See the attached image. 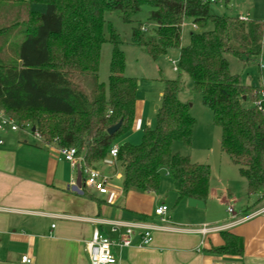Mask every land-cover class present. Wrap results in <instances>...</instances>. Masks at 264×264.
<instances>
[{
	"label": "trees",
	"instance_id": "16d2710c",
	"mask_svg": "<svg viewBox=\"0 0 264 264\" xmlns=\"http://www.w3.org/2000/svg\"><path fill=\"white\" fill-rule=\"evenodd\" d=\"M213 6L203 0H0V110L20 127H34L46 143L75 147L83 168L105 159L115 138L130 132L136 118L137 79L125 74L124 41L108 19L116 13L131 26V42L153 59L180 50L178 72L189 75L212 111L222 150L239 166L248 195H255L264 189V111L255 104L259 88L233 74L226 55L258 61L264 23L217 13ZM144 9L149 27L137 17ZM188 19L197 29L182 46ZM106 41L113 45L108 90L98 74ZM164 83L155 126L145 128L139 143L118 146L123 188L158 192L165 168L177 202L206 201L210 165L173 152L175 141L192 146L196 120L189 103L179 98L180 81ZM119 121L121 127L108 134ZM220 232L224 242L213 250L242 256V239Z\"/></svg>",
	"mask_w": 264,
	"mask_h": 264
},
{
	"label": "crops",
	"instance_id": "0c3cea01",
	"mask_svg": "<svg viewBox=\"0 0 264 264\" xmlns=\"http://www.w3.org/2000/svg\"><path fill=\"white\" fill-rule=\"evenodd\" d=\"M237 5V16L264 23V0H241ZM231 7L235 8L233 4ZM260 60L264 62V40L258 61L241 62L251 74H258L246 83L241 75L243 83L264 87ZM250 62L256 64V70ZM33 132L32 127L16 131L6 127L0 132V264H89L87 244L94 230L114 240L124 232L123 227L114 231L113 222H144L155 228L149 245H142L136 233L131 246L114 247L119 264H264V215L227 229L242 239V256L213 250L224 242L221 232L203 236L194 231L203 224L234 221L228 212L235 198L230 188L218 190L210 183L204 208L191 207L188 199L182 200L185 215H171L168 210L163 222L155 209L167 205L165 194L160 189L152 193L126 192L124 169L117 159L108 155L92 166L108 176L106 193L84 186L83 193H78L71 189L78 169L59 159L56 143H46ZM252 197L250 203L240 206L238 216L264 206V189ZM26 255L31 263L22 261Z\"/></svg>",
	"mask_w": 264,
	"mask_h": 264
},
{
	"label": "rangeland",
	"instance_id": "374dc122",
	"mask_svg": "<svg viewBox=\"0 0 264 264\" xmlns=\"http://www.w3.org/2000/svg\"><path fill=\"white\" fill-rule=\"evenodd\" d=\"M241 0H231L228 8H220L214 5L213 9L217 13H227L237 16L239 11L237 2ZM231 4L235 8L231 7ZM227 7V6H226ZM237 7V8H236ZM11 14V12H10ZM252 15V14H251ZM148 11L144 9L137 17L148 27L150 23L147 19ZM108 19L112 22L113 27L120 33L123 44L122 50L125 53L126 67L125 74L129 77L137 79V109L136 118L132 130L128 133L119 135L115 138V144L124 142L139 143L142 140L145 128L154 127L156 124L157 106L161 104V96L166 79H177L181 84L179 98L189 103L190 113L195 118L196 124L194 128L193 144L186 147L180 141L173 143V152L184 156H189L191 161L208 164L211 167L210 183L217 187L218 190H231V197H235L229 206L236 212L239 211L241 205H247L254 198L247 193V180L242 176L239 166L234 164L230 157L221 148V128L214 124L212 111L203 104L201 95L193 88V82L188 74L175 70L174 62L178 66L180 50L178 48L169 49V51L161 55L158 59H153L140 46L133 44L131 38V26L123 22L118 14L109 15ZM197 28L193 25L191 19H188L182 28V46L189 42L191 31ZM107 39L109 38L108 29L105 30ZM113 45L106 41L102 45L101 59L99 65V80L109 89V75L112 58ZM226 57L230 62L231 72L240 74L244 77V82L249 77L257 78L258 74H251L249 67L242 66V60L227 54ZM251 68L256 70L255 63L250 62ZM242 67V68H241ZM246 83V82H245ZM247 105L249 102L244 101ZM139 110L142 116L139 115ZM142 119V122H141ZM160 190L165 194V203L169 206L170 214L178 213L183 216V202H177L171 177L165 168L161 170ZM242 180V181H241ZM251 197V198H250ZM212 205V203H211ZM215 207V206H214ZM230 215V213H229Z\"/></svg>",
	"mask_w": 264,
	"mask_h": 264
},
{
	"label": "built area",
	"instance_id": "2783aa9c",
	"mask_svg": "<svg viewBox=\"0 0 264 264\" xmlns=\"http://www.w3.org/2000/svg\"><path fill=\"white\" fill-rule=\"evenodd\" d=\"M209 1L213 5H218L220 8H225L227 1L229 0H203ZM240 19L247 21L249 20L247 16H239ZM196 28L197 26L193 24ZM143 30H146L143 27ZM175 70H177L176 62H174ZM260 67L264 68V62L260 60ZM258 99L255 101V104L259 107L261 111H264V87H260L257 90ZM8 127L13 131L19 130L24 127H31L29 124H26L24 127H20L16 121L8 116L4 111L0 110V132L4 131ZM34 135L42 139V136L39 132L34 130ZM3 143V140L0 139V144ZM58 157L68 161L74 169H81L83 176V186L86 188H92L97 190L99 193H106L107 185L109 182L108 176L102 174L99 170L92 167H82V157L78 156L77 149L73 146H58ZM111 157L117 159L118 155V146L113 145L110 149ZM168 206L163 204L159 205L155 209V214L161 218V221L165 222L167 220ZM228 212L233 218V222L216 225V224H203L195 228L194 231L201 233L203 236L213 233L227 230L234 223H239L246 221L248 219L257 217L259 215H264V206L252 210L242 216H238V213L231 207L228 206ZM124 228V232L120 233L118 239L114 240L106 234H103L98 229L94 230L91 240L87 244V251L89 256V264H119L117 256L113 252L114 247H129L132 244V237L138 233L141 238L142 245H149L153 240V230L155 228L144 222L134 223V224H122L118 222H113V230L117 231L120 228ZM22 261L24 263H31L32 260L29 256H23Z\"/></svg>",
	"mask_w": 264,
	"mask_h": 264
},
{
	"label": "water",
	"instance_id": "95a60500",
	"mask_svg": "<svg viewBox=\"0 0 264 264\" xmlns=\"http://www.w3.org/2000/svg\"><path fill=\"white\" fill-rule=\"evenodd\" d=\"M245 98H246V96H244V99ZM157 108H158V106H157ZM121 124H122V121H119L114 126H111L110 128H108V130H107L108 134H110V135L114 134L121 127ZM33 130H35L34 127H33ZM82 187H83L82 171H81V169H78L75 184H73L71 189L78 192V193H83ZM188 205L191 207H194V208H204L205 207V201L201 200V199L190 197V198H188Z\"/></svg>",
	"mask_w": 264,
	"mask_h": 264
}]
</instances>
